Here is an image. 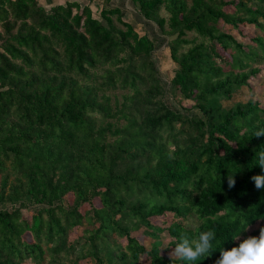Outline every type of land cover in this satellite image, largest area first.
<instances>
[{
	"label": "trees",
	"instance_id": "trees-1",
	"mask_svg": "<svg viewBox=\"0 0 264 264\" xmlns=\"http://www.w3.org/2000/svg\"><path fill=\"white\" fill-rule=\"evenodd\" d=\"M131 2L176 35L171 82L204 118L166 106L153 43L118 8L103 7L98 20L77 2L46 10L0 0V203L11 204L0 210V264H56L75 252L71 264H215L264 226V189L251 180L264 175V136H254L264 97L252 87L264 69V0ZM117 88L120 101L107 95ZM27 203L37 206L30 215ZM139 230L156 242L141 243ZM206 230L216 234L209 257L162 253L163 240L172 248Z\"/></svg>",
	"mask_w": 264,
	"mask_h": 264
},
{
	"label": "rangeland",
	"instance_id": "rangeland-1",
	"mask_svg": "<svg viewBox=\"0 0 264 264\" xmlns=\"http://www.w3.org/2000/svg\"><path fill=\"white\" fill-rule=\"evenodd\" d=\"M91 10L93 17L102 20L100 17V11L103 7L110 9V8H118L121 12V18L123 21L130 23L137 34L143 36H147L153 43V51L151 54V60L154 64L155 70H156V77L158 84L161 87V98L166 104L167 107L170 109L179 112L183 115L189 116V117H197V118H204V116L194 108H191L190 103L184 99L175 89V87L172 84V78L174 77L175 71L177 69V65L173 62L170 56L169 52V44L170 42L176 37V35L168 34L165 32H168L169 27L167 24L164 25L163 28H160L158 25H156L155 22L146 20L142 14L139 11L138 5L133 4L131 0H108V1H101V0H94V2L87 3ZM82 5V4H81ZM83 6H86L85 4ZM49 10V9H47ZM160 17H164L166 20L168 19L169 15L161 9L159 12ZM116 15L112 17L113 19V25L117 29H123L122 25L117 21ZM104 24L105 22L102 21ZM1 29V28H0ZM254 27L252 25H247L244 28V31H250L252 32ZM236 38H238V41L245 42V38H241L236 30H233L231 32ZM187 39L192 40L193 38H197V34L194 32H188L186 35ZM201 39H197L196 41L199 42ZM189 46L181 47L179 50V53L184 52L187 50ZM256 50H260L259 47H256ZM252 87L254 95L258 96L259 98L264 97V69H262L260 76L256 77L252 80ZM123 93H125L124 90H121L119 88L107 91V95L110 96H116L118 100L120 101L122 98ZM99 118L98 123L102 124V118ZM64 206H70L72 203V196L67 195L62 200ZM17 203H22L17 202ZM18 207V206H17ZM37 208L34 204H28L27 203V209L23 210V213L26 215H30L31 212ZM11 204L10 202L6 201L4 203H0V210L1 209H10ZM169 215L165 218L166 225H169L170 221H168ZM155 223L159 224L160 221L157 220ZM199 222L196 219H190L188 220L185 225L187 227L195 228L198 226ZM133 233V232H132ZM136 235H141L138 237L139 241L149 247L152 242H156L155 240L151 239V237L146 233V231H137L134 232ZM133 233V234H134ZM74 235H80V229L74 231ZM134 234V235H135ZM168 240H163L162 243H160V248L162 250V253L170 255L172 248H165L168 246ZM101 255H103V252H100ZM79 254L77 252L75 253H69L68 255H61L60 257H57V263L56 264H71L75 258H77Z\"/></svg>",
	"mask_w": 264,
	"mask_h": 264
},
{
	"label": "clouds",
	"instance_id": "clouds-1",
	"mask_svg": "<svg viewBox=\"0 0 264 264\" xmlns=\"http://www.w3.org/2000/svg\"><path fill=\"white\" fill-rule=\"evenodd\" d=\"M254 136H264V128L257 130ZM257 157L256 165L264 172V150L258 152ZM251 180L256 189H264V175H253ZM227 186L229 189L235 186L234 173L227 176ZM215 235L213 230L200 231L193 238L181 234L179 238H176L170 258L193 262L200 257H209L208 254L213 252L212 241L215 239ZM233 239H239L238 234ZM215 264H264V226L260 227L258 236H249L240 240L238 246L227 250L221 249Z\"/></svg>",
	"mask_w": 264,
	"mask_h": 264
},
{
	"label": "crops",
	"instance_id": "crops-1",
	"mask_svg": "<svg viewBox=\"0 0 264 264\" xmlns=\"http://www.w3.org/2000/svg\"><path fill=\"white\" fill-rule=\"evenodd\" d=\"M96 1V0H95ZM68 2H77L81 6L88 5L89 0H38V4L44 7L46 10L57 5H65ZM94 2V1H92Z\"/></svg>",
	"mask_w": 264,
	"mask_h": 264
}]
</instances>
